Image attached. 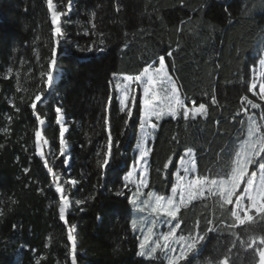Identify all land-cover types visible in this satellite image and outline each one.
<instances>
[{"label":"trees","instance_id":"trees-1","mask_svg":"<svg viewBox=\"0 0 264 264\" xmlns=\"http://www.w3.org/2000/svg\"><path fill=\"white\" fill-rule=\"evenodd\" d=\"M54 2L63 15V74L54 94L37 111L45 120L43 135L56 160L52 169L67 182L77 181L64 186L73 208L64 224L58 195L37 156V120L30 107L46 90L54 46L46 0H0V264H72L70 227L76 238V264H168L160 251L152 258L138 255L140 234L132 229L133 206L123 181L132 163L137 121L126 125V113L119 112L115 102L105 111L109 81L138 75L149 65L157 67L164 55L186 106L195 101L197 107H208L206 119L186 121L181 116L159 122L150 142L148 191L168 195L178 162L189 151L198 175H215L246 138L249 119L264 126V103L249 91L251 70L264 53V0ZM90 46L93 51L87 52ZM244 96L260 107L242 102ZM54 106L62 108L68 127V169L58 159ZM105 116L113 138L106 170L101 167L107 152ZM133 116L139 118V104ZM232 208L221 209L217 198H205L178 213V236L190 239L209 227L217 229L197 246L198 255L188 253L178 264H217L223 260L219 253L228 254L229 264H251L254 249L242 247L241 240H247L246 229L252 226L228 227Z\"/></svg>","mask_w":264,"mask_h":264},{"label":"snow or ice","instance_id":"snow-or-ice-1","mask_svg":"<svg viewBox=\"0 0 264 264\" xmlns=\"http://www.w3.org/2000/svg\"><path fill=\"white\" fill-rule=\"evenodd\" d=\"M48 9L51 12V21L53 25V37L55 40L54 46L51 49V58L48 64V71L46 73L47 79L45 81V87L47 92H41L37 94L32 101L30 107L33 110V115L37 119L39 125H44L45 120L42 119L37 111L38 104L43 105L44 100L52 94V89L55 87L56 76L60 74V51L61 44L65 38V34L62 31L60 25V17L62 13L55 10L53 0H47ZM95 27V25H93ZM103 43V41H101ZM97 51H104L103 48L96 46ZM87 52L93 51V47H88ZM168 57L173 55L172 51L166 53ZM261 65L264 66V60L260 61ZM11 71V70H9ZM41 75H45L41 73ZM115 76V74H113ZM264 76V73L261 74ZM124 83H117L116 87L118 89L115 96L111 94V81L110 94L108 97V104L105 111L111 108L113 102L118 106V110L121 113H126L127 120L125 124L127 125L133 117V108L137 107V96L135 94L136 89L132 88L133 84L139 85L141 89V97L139 101V119H140V137L136 144L138 149V156L130 165V170L126 171L123 176L124 187L128 188L129 184L136 183L131 180L134 174L139 170L143 173L144 169L140 168L141 161L145 160L151 149L146 148L147 140L150 135L151 130H157L159 128V121L163 120L165 117H171L172 120H177L181 116L184 120H188L190 117L192 120L199 118L206 119L208 116V107L205 103H200L198 107L195 101H192V107L189 108L185 104V98L180 92V88L169 74L168 67L165 63V56H159V67L153 68L151 65L145 67L142 72L138 75H126L122 77ZM256 88V84L253 83L249 88V91H253ZM260 92L262 94L261 98L264 99V80L260 83ZM255 94V93H254ZM242 102L246 101L247 105L252 108H259L260 105L249 100L247 96L241 98ZM212 103H216V98L213 96ZM15 107V105H13ZM54 110L57 113L55 123L59 125V143L61 155L65 154V134L68 131L67 126L62 119V108L59 106H54ZM17 111L19 109L17 108ZM247 111V108H245ZM153 118H155L156 123H153ZM11 119V118H9ZM264 119V115L261 116ZM104 123L106 125L107 135V152L104 155L101 167L105 170L108 169L110 165V158L112 157L113 149V138L110 130V125L108 117L105 116ZM37 149H40L41 141V131L37 130L36 133ZM44 144H47V139H44ZM117 142V146H118ZM264 126L257 125L255 120L250 118V123L247 129V136L243 139L238 149L233 151L229 159L224 162V168L218 171L215 175H198L197 174V164L195 159L192 158V152H187L189 159L184 160L181 158V167L183 168L184 175L176 174L175 184L171 188V194L169 196L155 195L154 196V206L151 207V212L156 214L157 217L164 216L169 218V220H162L161 223L169 227L167 233H162L160 239L164 241L163 248L175 253L176 249L172 248L169 240L174 237L176 230L180 228V222L177 221L174 226L171 225L170 221L177 220L178 213L181 207H186L193 200L201 199L205 197V193L210 196H215L219 202L221 209H224L226 205H233L234 207L230 210V217L232 219V224L228 227L235 228L238 225H250L249 229H246L247 240H241V246H247L249 249H254V254L252 256L251 264H257L256 256L259 257L258 264H264V225L258 223L256 217L260 221H264ZM43 155L42 152H40ZM259 158V159H258ZM171 162V161H170ZM258 165L256 171L249 172V166ZM45 167L48 168V172L54 177V181H59V176L53 173L52 169L48 167L47 160H45ZM169 164H164V168L167 169ZM27 171V169H25ZM70 183L74 186L77 181L71 180ZM244 185L243 191H239L241 185ZM141 186L147 187L146 177L141 175L140 182L136 184L137 192ZM55 191L60 194V206H59V218L67 224L66 212L70 207L67 195L64 192L59 183H56ZM122 195V193H120ZM136 192L132 193V196L128 197V202L137 211L143 212L144 208L137 205ZM154 194L149 193L152 197ZM178 197V199H177ZM235 197V200L233 198ZM245 200L248 201L245 204ZM77 204L82 203V201H76ZM147 204V201L145 202ZM255 210L256 217L249 215V212ZM243 213V216L241 215ZM99 219V217H98ZM143 224V221H140ZM138 221L133 219L131 221L132 229L135 231L137 229ZM208 225H212L213 221L208 220ZM15 228L16 226L13 225ZM155 227V220L152 221L151 225L147 227L146 234L143 235V239L140 240L138 245L140 251L139 256H152L159 248L160 242L156 241V247L147 248V242L152 238L153 228ZM143 231V228H141ZM217 231L213 227L207 229V233ZM74 227H70L68 230V241L71 242L73 252L76 248V238L74 236ZM207 233L204 235H199L192 238V242L187 244L186 250L182 247L179 256H171L169 258V264H178L180 260L185 259L188 253H192L193 256L198 255L196 251L197 246L201 245L206 240ZM232 235L236 240H240V236L233 232ZM179 241H184L185 238L180 236ZM173 242H176L173 240ZM257 243L260 247H255ZM232 247H235V240L232 241ZM231 252V248L227 250ZM223 255V260L217 261V264H229V256L227 253H219ZM72 264H76L75 255L72 258Z\"/></svg>","mask_w":264,"mask_h":264},{"label":"rangeland","instance_id":"rangeland-1","mask_svg":"<svg viewBox=\"0 0 264 264\" xmlns=\"http://www.w3.org/2000/svg\"><path fill=\"white\" fill-rule=\"evenodd\" d=\"M46 3H47V0H46ZM53 4L55 6V10L57 12H59L54 0H53ZM47 9H48V5H47ZM70 11H71V7L68 6L67 7V13H66L67 17L69 16ZM48 13H49L50 21H51V12L49 11V9H48ZM51 24H52V21H51ZM62 24H63V15H61V17H60V25L59 26L61 28H62ZM52 27H53V25H52ZM53 40H54V37H53ZM64 40H65V38H64ZM64 40L62 41V44H61V49L62 50H64L63 49L64 48ZM54 43H55V40H54ZM262 60H264V53H263L262 59L260 61H262ZM157 67H159V65ZM153 68H156V67H153ZM262 73H264V66H262L261 63L259 62L258 65L251 70L250 87H251V85L253 83H255L256 84V88L253 91H250V92L257 99V101L264 103V99L261 98L262 94L260 92V83H261L262 80H264V76L261 75ZM62 74H63V72L60 71V74L56 76L55 87L52 89V94L49 95L48 98L44 100V103L49 99V97H51L54 94V90H55L56 86L58 85V83L60 82ZM122 77L123 76L114 77L113 80H112L111 90H112L113 96H115L117 91H118V89L116 87L117 83H120V84L124 83ZM46 79H47V76H46ZM132 88L136 89L135 94L137 96V104H139L140 97H141V94H142L141 89H140L139 85H137V84H133ZM45 92H47V89L45 90ZM39 105L40 104H38V106ZM135 108H133V112H134ZM189 108H191V107H189ZM56 115H57V113H56ZM61 115H62L63 122L67 126V123H66V120L64 118L63 113ZM167 118H171V117H165L164 119H167ZM132 119L137 121V127H136V130L134 132V136H133V147H132V150H131V153H130L131 160L133 162L135 160V158L139 154L138 153V149L136 148V144L138 143L139 137H140V127H139L140 119L139 118L136 119V118H134V116L132 117ZM152 122L156 123L155 118H153ZM249 123H250V119L248 121V126H249ZM45 126H46V123L44 125H39V123L37 121V130L41 131V141H40V149L38 151L36 135H35L36 152H37V156L40 158V160L44 164H45V160H47V163L50 164V165H48V167H50L52 169L56 160H55L54 156L51 153V148H50L49 143H47V144L43 143V141L45 139V137L43 135V130H44ZM248 126H247V129H248ZM57 127L59 128V125H57ZM149 131H150V135H149L148 140H147L146 148L150 149V142L153 139L156 130H151L150 129ZM66 134H67V132H66ZM66 134H65V136H66ZM59 140H60V137H59ZM40 152H42L43 155H41ZM186 154H187V152L183 156L184 160L189 159V157ZM149 155H150V152H149ZM149 155H148V157L145 160L141 161L140 168L144 169L143 173L138 170L134 174V176L131 178V180L135 181L136 183L129 184L128 188H125V190H126V192L128 193L129 196H132V193L136 192L137 194H136V196L134 198L136 199L137 205L144 208L143 212H139V211L136 210V208L133 207V214H132V220L136 219L138 221L136 230L140 234V240L143 239V235L146 234L147 227L151 225L153 220H155V227L153 228V235H152V238L147 242L146 250H147V248L156 247V241L157 240H159L161 246L156 249V252L153 253L152 256H150V257L149 256H142V257H144V258H152V257L155 256V254L158 251H160V252L163 253V255L165 256V258H166V260L168 261V264H169V258L171 256H173V255L179 256L182 247L186 250L187 244L192 242V238H190V239L189 238H185L184 241H179L178 238L180 236L177 235V230H176V233H175L174 237L170 238V240H169V243H170L171 247L176 249L175 253L163 248L164 241L162 239H160V237H161L162 233H167L169 231V227L166 226L165 224H162L161 221L162 220H169V218H166L164 216L157 217L156 214L151 212V207L154 206V203H155L154 196L155 195H161V194L158 193V192H151L154 195L152 197L149 196V193H150V191H148V186H149V166H150L149 165ZM192 158L195 159L194 155H192ZM58 159L61 160V162L64 165L65 169L69 168V165H70V152H69V145L67 144V142L65 144V154L64 155H61L60 143H59ZM180 162H181V160L178 162L177 170H176V173L174 174V177H173V185L175 184L176 174L177 173H179V175H184L183 168L181 167V163ZM257 168H258V165H256L254 170H252L251 166H249V172L251 173L252 171H256ZM46 169L48 171L47 167H46ZM129 170H130V167H129ZM52 171L57 176H59V181H54L53 175L48 172V174H49V176L51 178L53 190L55 191L56 183H59V185L62 186V188L64 189L65 194L67 195V193L65 191V188H64L65 184L68 183L71 186H73V185L70 182H67V179H65V178L61 177L60 175H58L53 169H52ZM141 175L146 177L147 187L141 186L140 189H139V192H137L136 184H138L140 182ZM243 187H244V185L242 184L241 185L242 189L240 188L239 191H241V190L243 191ZM170 194H171V190L168 193V195H166V197L169 196ZM57 195H58L59 202H60V194L57 193ZM67 197H68V195H67ZM205 198H210L211 199V198H216V197L215 196H210V195H208V193H205V197H202L201 199H205ZM177 199H178V197H177ZM201 199H198V200H201ZM68 200H69L70 207H69V209L66 212V218H67V215L70 213L71 209L73 208V202L69 199V197H68ZM198 200H193L191 203H193L195 201H198ZM233 200H235V197L233 198ZM146 201H147V204H145ZM247 203H248V201L245 200V204H247ZM190 204H188V205H190ZM232 207H234V204L232 205ZM183 208L184 207H181L180 211ZM241 215L243 216V213H241ZM249 215H253V216L256 215L255 210L250 211ZM140 221H143V224H141ZM170 223H171L172 226L175 225L174 221H170ZM238 226H242V225H238ZM141 228H143V231H141ZM173 240H175L176 242H173ZM73 255H75V257H76V252H73V248H72V244H71V261H72Z\"/></svg>","mask_w":264,"mask_h":264},{"label":"water","instance_id":"water-1","mask_svg":"<svg viewBox=\"0 0 264 264\" xmlns=\"http://www.w3.org/2000/svg\"><path fill=\"white\" fill-rule=\"evenodd\" d=\"M64 223V221H62ZM65 224V223H64ZM258 264V263H257Z\"/></svg>","mask_w":264,"mask_h":264}]
</instances>
